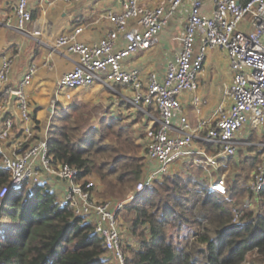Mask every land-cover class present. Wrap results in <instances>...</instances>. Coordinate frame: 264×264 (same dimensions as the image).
<instances>
[{
  "label": "built area",
  "instance_id": "built-area-1",
  "mask_svg": "<svg viewBox=\"0 0 264 264\" xmlns=\"http://www.w3.org/2000/svg\"><path fill=\"white\" fill-rule=\"evenodd\" d=\"M28 1L16 0L13 16L4 19V24L29 34L26 25L32 15ZM183 1L167 0L165 4L149 6L143 0H121L120 10H107L106 17L112 27L98 40H78L83 26L77 24L59 34L53 43L54 49L75 55L72 68L58 78L59 88L75 89L94 83L114 90V85L129 88L131 94L122 93V100L152 124L144 154L153 166L127 199L170 172V166L184 158H193V164L212 172L221 158L233 156L239 148L252 144L240 135L247 125L264 126V0H210V10L204 7V0H190L186 24L178 37L179 48L162 73L150 71L143 75L138 67L124 64L125 58L150 48L169 15ZM214 46L225 49L231 69V81L224 91L229 104L217 107L213 122L202 119L192 127L182 113L180 96L198 88V75L203 69L206 52ZM13 60L14 55H3L0 59V118L12 94H16L14 102L18 114L13 149L4 153L0 142L1 163L9 171V182L0 187V207L10 187L19 186L25 180L39 181L38 164L40 169L67 182L65 202L75 214L91 218L93 231L101 237L110 258L116 264H125V248L117 221V212L124 202L95 198L91 190L77 180V167L67 162L52 163L47 136H36L26 93L36 65L30 64L15 84H8ZM198 101L194 96L193 102ZM152 109L157 112L156 116ZM0 123L1 140L14 128L15 120L5 118ZM203 127L205 132L200 136ZM196 138H202L205 144L215 148L193 147ZM261 145L260 159L248 182L254 195L264 187V142ZM227 188L225 174L208 183L209 190L222 194L227 193ZM238 216L235 211L234 219Z\"/></svg>",
  "mask_w": 264,
  "mask_h": 264
},
{
  "label": "trees",
  "instance_id": "trees-1",
  "mask_svg": "<svg viewBox=\"0 0 264 264\" xmlns=\"http://www.w3.org/2000/svg\"><path fill=\"white\" fill-rule=\"evenodd\" d=\"M72 108L61 106L51 119L52 163L77 167V180L90 190L86 178L94 170L112 193L118 184L121 192L132 187L143 173L141 144L120 117L95 118L84 104ZM164 177L170 182L155 179L137 197L140 204L123 205L134 212L132 232L140 229L125 264H264V187L254 195L235 178L222 194L209 190L200 172ZM8 182L9 171L0 162V187ZM235 195L244 198L242 204ZM0 214L11 222L0 233V264H113L92 221L41 183L25 180L10 187Z\"/></svg>",
  "mask_w": 264,
  "mask_h": 264
},
{
  "label": "crops",
  "instance_id": "crops-1",
  "mask_svg": "<svg viewBox=\"0 0 264 264\" xmlns=\"http://www.w3.org/2000/svg\"><path fill=\"white\" fill-rule=\"evenodd\" d=\"M166 1L143 0L149 6L165 4ZM15 2L16 0H0V59L3 55H14L8 76V84H15L30 64L36 65V71L31 84L26 89V93L31 115L35 122L36 136H47L51 117L52 115L58 114L55 105L51 110L49 109L47 100L53 97L56 102L65 108L68 100H70L68 99V94L76 90L74 88H64L62 93L56 90V87L58 88V78L63 72L72 68L75 55L65 54L54 49L53 43L55 38L62 32L71 30L73 26L81 24L83 30L79 33L78 40L84 42L98 40L112 27V23L106 17L107 10H120L121 0H80L77 2L29 0L28 5L32 15V19L26 25L29 34L19 32L4 24V19L13 16ZM189 4L190 0H184L176 11L169 15L161 31L154 37L150 48L125 58L124 64L126 66L138 67L143 75H146L150 71L162 73L166 64L174 58V54L179 48L180 43L178 37L184 30ZM210 5V0H204V7L206 9L210 10ZM231 74L225 49L219 46L209 48L205 55L203 69L198 75V88L193 92H183L180 96L182 113L187 116L192 127H195L202 119L207 123L213 122L217 107L220 105L228 106L229 99L224 91L231 81ZM114 87L116 90L117 88L124 90L118 91L120 95L122 93L131 94L129 88L121 85H114ZM53 90L55 91L54 93ZM194 96H197L199 99L197 103L193 102ZM119 102L126 104L122 100V97L119 99ZM48 111L50 112V116L49 119L45 120V113L47 114ZM108 112V116L121 117L118 116L120 115L118 111V115L117 113L115 114L112 106H110ZM137 112L141 113L140 111ZM15 114L18 116L15 102L13 101V109L3 113L0 118V122L5 118H13L15 120L14 128L8 131L0 140L4 153H9L13 149L15 136L13 132L18 127ZM103 114L107 115L106 112ZM141 115L143 114L141 113ZM59 116L62 117L63 115L60 113ZM142 117L143 122H148V131L152 127V124L147 117ZM1 126L2 124L0 123ZM204 130V127L200 129V136L204 135ZM240 135L252 141V144L248 146L249 148L255 144L258 146V150H260L259 161L262 152L261 144L264 142V126L251 127L247 125L244 131L240 132ZM255 135L258 136V141H253ZM193 147L206 150L215 148L213 145L205 144L202 138H196ZM248 147H241L238 150L239 152H244V159L252 156L250 155L252 150L248 151ZM237 153L230 157L235 158L238 155ZM228 158H221L218 167L210 173L203 167L198 166L202 168L201 176L203 179L205 178L207 186L209 181L216 176L226 174L228 170L226 168V160ZM187 159L191 161L190 157L175 161L170 166L169 173H175L176 170L181 169L182 167L180 165L188 161ZM152 166V163L145 162L141 176L146 175ZM222 167H224L223 173H220L219 171ZM36 170L39 175V181L37 183H41L53 190L56 197L60 201L65 202V193L68 187L67 182L55 174L40 169L38 164H36ZM91 183L93 185L94 181L91 180ZM94 189L93 185L91 192L95 197ZM87 219L91 221V218L88 217Z\"/></svg>",
  "mask_w": 264,
  "mask_h": 264
},
{
  "label": "rangeland",
  "instance_id": "rangeland-1",
  "mask_svg": "<svg viewBox=\"0 0 264 264\" xmlns=\"http://www.w3.org/2000/svg\"><path fill=\"white\" fill-rule=\"evenodd\" d=\"M75 89L76 90H73L71 93L68 94V99L70 100H68V103L65 105V108H67L71 112V111H75L72 108L73 103L84 104L87 106L86 110H89V111L91 110L95 118L96 117L98 118L100 115H102L105 112L106 114L109 113L108 109L110 108V106H112L115 114L117 113V111L120 113V115H118V113L117 115L121 116L120 117L121 124L124 125L128 129V132L131 135H133L135 140L141 144V148L137 151V154L144 155L145 141L148 137V131H147L148 122L146 121L143 122L144 121L142 117L143 115H141V113L135 111L134 109L129 107V105L122 104L121 102H119L121 95L118 93V91H124V90H122L121 88H117V90L109 89L108 87L101 86L98 84H93L91 86H86V87H78ZM56 90L62 93L64 88L56 87ZM54 92L55 91L53 90V93ZM61 96L63 97V95ZM62 97L61 99H63ZM47 101H48L47 102L48 106L50 107L49 109L51 110V108L54 107L55 105V109L57 113H59V110H60L59 108L62 105L56 102L53 97H50ZM152 113L155 116L157 115L156 111H153V109H152ZM49 116H50V112L48 111L47 114L45 113V120L49 119ZM106 116H108V114L105 115V117ZM51 118H53V115ZM253 139H254L253 141H258L259 138L258 136L255 135ZM258 149L259 148L256 144L252 145L250 146V148L249 147L247 148L248 151L252 150L250 154L252 156H249L248 158L244 159V156H243L244 152L238 151L237 153L238 155L235 158L229 157L226 160V164H227L226 168L228 170L226 171L225 178L227 182L234 181V179L237 178L238 183L240 185H244L245 187H248L247 185L251 177L252 169L255 167V164L259 158L260 150ZM192 159L193 158H191V161L187 159L188 161H185L184 163H182L180 165L182 168L178 170L175 169L176 172L180 173L181 175H186V172L191 173V174H196L200 172L202 174L201 172L202 169H200L197 165L193 164ZM0 162H1V159H0ZM145 162H147L146 158H144V165H145ZM223 169L224 167H222L219 172L223 173L222 172ZM166 174H169V172ZM166 174H163L162 176L157 178L159 179L158 181H163V179H166V181L169 183L170 178L164 177L166 176ZM141 178L142 176H140L136 181L133 180L130 183L133 186L130 188L129 186L128 187L124 186L123 188L124 190L122 192H121L122 187L118 184L114 188L113 193L111 192L109 188L106 187L105 183L102 180H99V174L95 170L89 173L86 179H88V182L90 183V185H92L91 180L94 181L93 183L94 188H95L94 194H95V197L98 198L99 200L111 199L113 201H123L124 202L123 205H126V204L129 205V204H134V203L140 204V202L138 201L139 199L137 197L139 195H142L141 194L142 191L144 190L148 191L147 190L148 187H145L141 192L135 193L132 199H127V197L133 192L137 182ZM95 182H98V183H95ZM234 197L235 199H237V201H239L240 204H242V200L244 199L243 197H240L239 195L238 197H236V195ZM248 199L249 197L247 196L245 198L246 202L248 201ZM252 201L253 200H251V202ZM123 205L117 212V221H118L120 231L122 234L124 248H125V255H126L129 253V250L132 247H136L138 245L137 238L139 236H137V233H139L140 229H138V231L135 233L132 232V219L134 216V212L133 210L124 209ZM3 219L5 218L0 216V233L4 231L5 228L11 224L9 220H6V219L3 220ZM110 260L113 264H116L112 258H110Z\"/></svg>",
  "mask_w": 264,
  "mask_h": 264
},
{
  "label": "water",
  "instance_id": "water-1",
  "mask_svg": "<svg viewBox=\"0 0 264 264\" xmlns=\"http://www.w3.org/2000/svg\"><path fill=\"white\" fill-rule=\"evenodd\" d=\"M15 97H16V94L11 95V97L9 98L8 104H7V108L5 109L4 113L13 109V101H14ZM15 116H16V120L18 122V116L16 114H15Z\"/></svg>",
  "mask_w": 264,
  "mask_h": 264
}]
</instances>
